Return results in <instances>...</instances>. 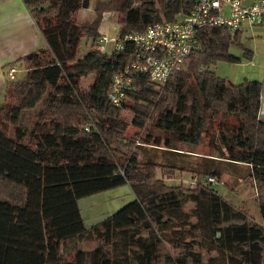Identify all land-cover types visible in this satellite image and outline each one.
I'll return each instance as SVG.
<instances>
[{"label": "trees", "instance_id": "obj_1", "mask_svg": "<svg viewBox=\"0 0 264 264\" xmlns=\"http://www.w3.org/2000/svg\"><path fill=\"white\" fill-rule=\"evenodd\" d=\"M22 2L44 46L22 58L24 77L6 81L0 103V264H264L263 83H234L215 70L219 63L252 59L241 42L243 26L234 33L201 28V49L185 68L160 86L133 78L136 89L116 108L107 92L133 45L102 50L103 18L115 14L122 37L183 18L193 0H95V18L83 23L75 15L91 0ZM82 44L89 49L79 56ZM233 45L240 55L230 52ZM87 76L89 88H80L78 80ZM41 101L38 118L23 124L22 113ZM125 111L133 115V133ZM147 126L174 139L143 135ZM203 141L217 157L248 167L261 224L210 184L165 182L177 171L196 170L139 158L147 144L179 155L186 151L175 142ZM216 173L206 174L219 178ZM122 184L134 199L87 228L78 200Z\"/></svg>", "mask_w": 264, "mask_h": 264}, {"label": "built area", "instance_id": "obj_2", "mask_svg": "<svg viewBox=\"0 0 264 264\" xmlns=\"http://www.w3.org/2000/svg\"><path fill=\"white\" fill-rule=\"evenodd\" d=\"M264 25V0L245 3L244 0H193L189 13L181 19L149 24L144 30L125 36L110 37L101 34L102 50L122 52L126 43L133 45L131 59L123 68L115 71L107 92L110 104L121 107L128 94L134 91L133 78L144 77L160 86L180 71L190 54L201 49L197 32L203 27L224 26L232 33L242 26ZM17 68L8 67L9 80L16 77ZM89 131L90 127L86 126ZM188 188L198 183L218 184L222 181L210 174H191L186 180Z\"/></svg>", "mask_w": 264, "mask_h": 264}, {"label": "rangeland", "instance_id": "obj_3", "mask_svg": "<svg viewBox=\"0 0 264 264\" xmlns=\"http://www.w3.org/2000/svg\"><path fill=\"white\" fill-rule=\"evenodd\" d=\"M94 1L95 0H91L92 4L89 8L81 9L76 13L75 20L77 23L90 22L95 18V12L93 10ZM99 30L101 34H107L110 37H117V16L113 13L107 14L101 21ZM244 37H246L245 32ZM244 37L243 41L245 40ZM85 45L82 44L79 56L84 54V52L89 49V45ZM230 52L235 55H240L241 53L240 49L234 45L231 46ZM17 65L24 70L23 60L20 63H17ZM231 65L233 66V68L239 67L236 64H230L228 67H225L224 63H219L215 70L219 75H222V73L226 72L225 76L223 77L227 78L229 81L234 82L236 81L234 79L237 76V72L234 71V69H231ZM23 70L17 71L15 75L16 78L14 80H20L24 77ZM8 80L9 79L6 78V81ZM91 80L92 76L80 78L78 80V85L80 88H89ZM43 105L44 102L41 101L33 110L22 113L21 122L27 126L31 125L38 118V113L43 108ZM132 116L133 115L130 112L125 111L122 113L123 119L128 124L129 133H133L136 131V129L133 128L130 124ZM142 134H148L151 137H159L162 142L166 137L174 139L173 134L165 131H160L159 129H156L152 126H147L142 131ZM161 145L163 144L161 143ZM206 145L207 143L205 141L201 142L199 145H190L187 143L175 142L174 147H180L187 153H182L179 155L174 154L173 152L168 150L153 147L150 144L141 146V148L138 149V152L139 158H141L142 160L152 158L154 161L159 163L185 167L189 170H196L197 173H192L190 171H177L173 177L165 178V182L169 185H182L185 187V185L187 184L186 180L190 178L191 174L205 175L206 173H210L211 171L217 172L216 175L220 178L222 184L218 183L212 186L215 187V189L219 194L223 196V198L228 200L234 206L240 207L244 204L248 209V220L256 224H261V216L256 197L255 184L249 174L248 167L243 164L231 163L226 161L225 159L217 157L216 155H218V153L215 150L208 148ZM157 174L158 176H160L161 174L159 169L157 170ZM133 199L134 194L130 186L128 184H122L80 198L78 200V205L85 226L87 228H90L92 225L113 214Z\"/></svg>", "mask_w": 264, "mask_h": 264}, {"label": "crops", "instance_id": "obj_4", "mask_svg": "<svg viewBox=\"0 0 264 264\" xmlns=\"http://www.w3.org/2000/svg\"><path fill=\"white\" fill-rule=\"evenodd\" d=\"M252 1L254 0H244L245 3ZM239 31L242 36L241 42L252 50L253 57L251 60L242 59L236 64L239 67L233 68L231 65V69L237 72L234 83L240 82L243 78L263 83L259 117L264 121V25H245ZM43 46L44 41L22 0H0V103L4 98L8 67L14 65L18 70H23L17 63H20L28 53L37 52ZM224 64L228 67L234 63ZM225 74L226 72L221 76Z\"/></svg>", "mask_w": 264, "mask_h": 264}, {"label": "water", "instance_id": "obj_5", "mask_svg": "<svg viewBox=\"0 0 264 264\" xmlns=\"http://www.w3.org/2000/svg\"><path fill=\"white\" fill-rule=\"evenodd\" d=\"M36 54H37V52H31L30 54L27 55V58H31V57H33Z\"/></svg>", "mask_w": 264, "mask_h": 264}]
</instances>
